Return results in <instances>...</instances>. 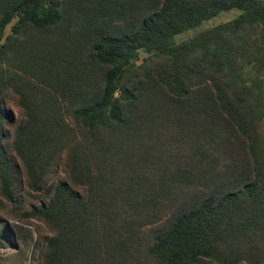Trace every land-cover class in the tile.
Returning a JSON list of instances; mask_svg holds the SVG:
<instances>
[{"label":"trees","instance_id":"trees-1","mask_svg":"<svg viewBox=\"0 0 264 264\" xmlns=\"http://www.w3.org/2000/svg\"><path fill=\"white\" fill-rule=\"evenodd\" d=\"M0 208L38 264H264V0H0Z\"/></svg>","mask_w":264,"mask_h":264},{"label":"rangeland","instance_id":"rangeland-1","mask_svg":"<svg viewBox=\"0 0 264 264\" xmlns=\"http://www.w3.org/2000/svg\"><path fill=\"white\" fill-rule=\"evenodd\" d=\"M239 13V9L237 8H228L217 11L215 14L209 16L206 19L200 21L194 27H191L187 30H184L174 36L175 41H179L187 38L188 36L195 33L197 30L202 29L204 27H208L212 24L218 23L220 21H224L229 19ZM12 22V21H11ZM9 29V23L5 27V32ZM60 32H67L66 30L60 29ZM72 37V36H70ZM43 47L50 49L49 43L41 44ZM68 46L72 45L73 49H76L77 52H81L82 49L77 46L76 41H70ZM66 45V46H67ZM82 53V52H81ZM144 53L140 52L139 56H143ZM137 59L134 62H138ZM43 82L39 83L41 86ZM17 94L11 91H8L6 98V107L10 111V113L15 117L18 113V104L16 102ZM8 130L12 129V124L7 125ZM13 156L14 154L11 153ZM63 157L62 154L58 159L56 168L52 174V181H55L64 176V168L62 165ZM51 192H48L43 187L40 190H27V191H19L18 192V206L21 212L27 211L30 208V205H36L41 202H45ZM8 207L10 204L6 202ZM7 207V208H8ZM18 214V212L13 208L10 209H2L0 208V219L5 220L8 224L16 222L13 214ZM22 219V218H21ZM21 229L17 234H14L10 231L8 235V240L0 245V264H38V247L43 246L46 237L49 235L46 226L39 220L28 217L19 221ZM36 241V243H34Z\"/></svg>","mask_w":264,"mask_h":264}]
</instances>
